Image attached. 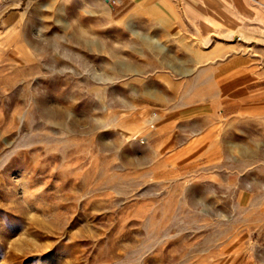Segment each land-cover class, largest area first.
<instances>
[{"label":"rangeland","instance_id":"obj_1","mask_svg":"<svg viewBox=\"0 0 264 264\" xmlns=\"http://www.w3.org/2000/svg\"><path fill=\"white\" fill-rule=\"evenodd\" d=\"M263 90L264 0H0V264H264Z\"/></svg>","mask_w":264,"mask_h":264},{"label":"crops","instance_id":"obj_2","mask_svg":"<svg viewBox=\"0 0 264 264\" xmlns=\"http://www.w3.org/2000/svg\"><path fill=\"white\" fill-rule=\"evenodd\" d=\"M257 104L256 105H249L250 109L255 108L257 111L255 115H239L237 118H240L241 122V133L249 132V124L248 122L251 120H256L255 122V132L259 135L263 136L264 139V90L262 91L261 95L257 97ZM243 107V106H242Z\"/></svg>","mask_w":264,"mask_h":264},{"label":"bare ground","instance_id":"obj_3","mask_svg":"<svg viewBox=\"0 0 264 264\" xmlns=\"http://www.w3.org/2000/svg\"><path fill=\"white\" fill-rule=\"evenodd\" d=\"M126 138H127V139H129V137H128V136H127Z\"/></svg>","mask_w":264,"mask_h":264}]
</instances>
